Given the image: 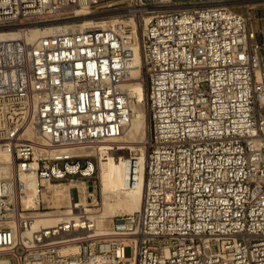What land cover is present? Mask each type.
I'll return each mask as SVG.
<instances>
[{"label": "built area", "instance_id": "2783aa9c", "mask_svg": "<svg viewBox=\"0 0 264 264\" xmlns=\"http://www.w3.org/2000/svg\"><path fill=\"white\" fill-rule=\"evenodd\" d=\"M250 1L0 0V29L18 31L0 39V263L264 264V43ZM91 14L135 26L78 27ZM33 25L49 30L28 40ZM132 31L149 136L122 162L140 207L99 230L76 202L32 230L47 185L81 180L98 205L99 153L132 120Z\"/></svg>", "mask_w": 264, "mask_h": 264}, {"label": "bare ground", "instance_id": "6f19581e", "mask_svg": "<svg viewBox=\"0 0 264 264\" xmlns=\"http://www.w3.org/2000/svg\"><path fill=\"white\" fill-rule=\"evenodd\" d=\"M264 3V0H253L250 1V5H256L258 3ZM103 14L96 15H80V19L77 24L78 27H97V26H107L110 24H128L134 29V23L132 19H124L117 17L115 15H110L108 17H101ZM55 29V28H53ZM49 27L45 28L43 25H33L26 34L28 40H33L40 35L44 34ZM18 36V31L13 28H1L0 29V39H12ZM131 37H133L134 43L132 44L133 53L130 63L132 76L134 79L126 87L129 89V93L132 98L131 102V115L132 120L129 125L125 128L127 130L123 131L121 135L117 138L119 144L117 149L107 148L102 150L99 154V168L98 174L100 178V192L101 193V207L89 208L88 207V197L91 195L86 189V184L81 181H75L73 183H56L53 185H47L46 195L47 201L52 202V207H63V209H58V212H47L48 215H43L42 217L36 218L31 226L32 230L41 229L43 227H50L56 224L57 221L63 219L65 216L71 212L74 203L77 202L78 205L84 207L86 213L94 222L95 226L99 230H107L111 225V218L114 217L117 212H129L128 214L134 213L140 207L142 197H143V185L142 183L137 184L132 188L127 195H123L125 190L124 173H123V158L128 157L124 153V150H130L133 148H138L139 151L143 152L144 148L136 140H125L134 138L139 134L146 135L147 128L144 127L143 120L145 115L141 109V105L138 102L140 98V93L142 90L141 81L138 80L139 65L141 63V56L138 52V46L136 42V37H134V32H131ZM143 112V113H142ZM125 132V133H124ZM30 133V132H29ZM138 139V138H137ZM147 139V138H146ZM144 142V141H143ZM138 144L140 146H138ZM5 155L0 154V174L7 175L10 172V164L3 160ZM142 186V188H141ZM141 189V190H140ZM72 190H77L79 194L78 198H73ZM93 194V202L96 201L95 194ZM0 264H8L1 262Z\"/></svg>", "mask_w": 264, "mask_h": 264}, {"label": "rangeland", "instance_id": "374dc122", "mask_svg": "<svg viewBox=\"0 0 264 264\" xmlns=\"http://www.w3.org/2000/svg\"><path fill=\"white\" fill-rule=\"evenodd\" d=\"M251 14H252L251 25H252L253 30L255 31L257 40L259 42H261V43H264V3L260 2V3L256 4V5H253V7H252V13ZM141 84H142V90H141V93H140L141 96L138 99V102L140 103L141 109L144 112V113L143 112L142 113L145 115L144 120H143V124H144V127L147 128V134H148V114H147V111H146V102H145V95H144V86H143V83L142 82H141ZM126 131L127 130H125V132ZM148 136H149V134H148ZM146 138H148V137H146V135L139 134V135H137L134 138L125 139V140H127V141L128 140L129 141L130 140H136V141L139 142V139H140L139 144L140 145L141 144L143 145V141H145ZM139 144H138V146H140ZM141 147H143V146H141ZM133 149H137L138 150V148H133ZM133 149H130V150H133ZM130 150H124V153L127 154V156H129L130 155L129 154ZM122 182H124V179L122 180ZM141 188H142V186H141ZM131 189L132 188H126L125 187V190L122 192L123 195L124 194L127 195L128 192ZM72 194H73V198H76L77 197V194H76V191L75 190H72ZM97 194H98V196H97L98 205L95 206V207H89L88 206L89 208H97V207L99 208V207H101V193L97 192ZM88 202H89L88 204L92 203L90 201V199H88ZM48 203H49V205L51 207V209L48 212H55L56 213V212H58L57 211L58 209H63V207H56V208L52 207V205H53L52 202H49L48 201ZM128 213L129 212H125V213L124 212H120V213L117 212V214H121V215L128 214ZM126 253H127V255H129V251L126 250Z\"/></svg>", "mask_w": 264, "mask_h": 264}]
</instances>
